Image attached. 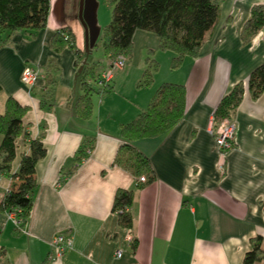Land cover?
I'll list each match as a JSON object with an SVG mask.
<instances>
[{
	"label": "crops",
	"instance_id": "crops-1",
	"mask_svg": "<svg viewBox=\"0 0 264 264\" xmlns=\"http://www.w3.org/2000/svg\"><path fill=\"white\" fill-rule=\"evenodd\" d=\"M218 2V19L198 54L184 56L175 69L173 52L159 48L156 34L136 29L124 66L114 71L108 91L91 95L92 113L85 120L73 111L80 93L75 54L69 47L54 51L50 41L67 27L82 61L97 62L98 74L105 70L110 57L96 50V0L82 1L83 22L80 0H50L44 28L32 35L0 33V112L9 96L25 106L24 129L46 149L35 165L37 186L26 221L15 224L0 209V264H242L254 237L261 236L264 249V91L253 98L246 83L264 62V27L247 43L240 38L252 5L264 0ZM148 58L157 69L151 83L141 85ZM25 66L39 72L31 85L21 81ZM241 81L242 99L231 115L234 145L221 160L210 118ZM164 82L185 86V112L167 132L132 141L153 174L140 181L144 174L136 179L123 159L120 130ZM80 150L84 155L76 161ZM28 151V140L19 136L11 172ZM10 183L0 172V201ZM118 189L133 191L131 227L121 226L113 210ZM57 233L71 245L62 258L51 259ZM253 264H264V258Z\"/></svg>",
	"mask_w": 264,
	"mask_h": 264
},
{
	"label": "trees",
	"instance_id": "trees-1",
	"mask_svg": "<svg viewBox=\"0 0 264 264\" xmlns=\"http://www.w3.org/2000/svg\"><path fill=\"white\" fill-rule=\"evenodd\" d=\"M111 7V18L105 27L103 50L109 57L130 55L132 35L136 29L156 34L161 50L173 52L170 66L177 68L184 56L195 57L200 49L204 35L216 23L219 16L217 0H107ZM50 12V0H0V33L7 36L14 31H23L28 35L44 28ZM264 27V2L253 4L250 14L244 22L240 38L244 43ZM2 41H5L3 39ZM50 45L54 51L69 47L75 54L79 94L74 98L73 111L81 120L88 119L92 113L91 95L108 91V84H99L97 62L82 63L81 51L76 47L72 31L59 28L52 36ZM139 84L149 85L157 63L150 58ZM247 87L253 98L264 91V62L256 66L249 74ZM1 92V87H0ZM244 83L238 82L222 97L213 115L216 120L231 117L242 99ZM186 89L183 84L164 82L155 90L147 107L140 111L130 122L121 126L124 140L123 159L135 176L143 173L145 181L152 179L148 158L132 145V141L161 135L174 127L185 112ZM26 107L14 98L7 97L4 109L0 112V172L7 174L10 186L0 201V209L15 211L23 224L29 217L33 206L34 192L37 186L34 176L35 165L46 153L42 141L32 138L25 131L22 118ZM23 136L29 142V151L20 158L17 171L11 172V162L15 157V141ZM76 157L80 160L84 154ZM137 179V178H136ZM133 200L131 189H118L115 193L113 210L118 214L121 226L131 227L132 215L129 208ZM261 236L251 240V248L245 252L242 264H253L264 258Z\"/></svg>",
	"mask_w": 264,
	"mask_h": 264
},
{
	"label": "built area",
	"instance_id": "built-area-1",
	"mask_svg": "<svg viewBox=\"0 0 264 264\" xmlns=\"http://www.w3.org/2000/svg\"><path fill=\"white\" fill-rule=\"evenodd\" d=\"M125 56L119 54L115 57L110 58L108 66L99 74V84H108L111 80L115 70L121 69L125 63ZM39 76V72L30 67L25 66L21 72V81L24 84L31 85L35 82L36 78ZM209 133L212 135L216 149L219 152L221 160L225 157V154L234 145L235 138V123L231 117H225L220 120H216L212 114L209 122ZM221 169V164L219 165ZM140 181H145L144 176L139 177ZM8 216L14 221L15 224H19L20 220L16 217L15 211L8 212ZM128 240H131V235H128ZM71 245V241L62 233H57L53 236L50 244V254L51 259H59L65 254L66 249ZM115 255L119 257L121 255V250H117Z\"/></svg>",
	"mask_w": 264,
	"mask_h": 264
},
{
	"label": "rangeland",
	"instance_id": "rangeland-1",
	"mask_svg": "<svg viewBox=\"0 0 264 264\" xmlns=\"http://www.w3.org/2000/svg\"><path fill=\"white\" fill-rule=\"evenodd\" d=\"M96 2L98 3V6H97L98 7L97 8V21H98V25L100 26V34H99V37H98L96 50H97L98 54L103 57L105 53H104V50H103L102 42H103V36H104V32H105V27H106V25L108 24V22L110 21V18H111V7H110V5H109L107 0H96ZM110 58H112V57H110ZM80 59H82V55H81Z\"/></svg>",
	"mask_w": 264,
	"mask_h": 264
},
{
	"label": "water",
	"instance_id": "water-1",
	"mask_svg": "<svg viewBox=\"0 0 264 264\" xmlns=\"http://www.w3.org/2000/svg\"><path fill=\"white\" fill-rule=\"evenodd\" d=\"M82 1L83 0H80L79 11H78V16H79V18H80L81 21H82ZM62 27H65V26H62ZM86 50H87V48H86ZM82 63L84 64L86 62L83 60ZM81 69H82L81 67L78 68L77 73H76V78L78 76V73H80Z\"/></svg>",
	"mask_w": 264,
	"mask_h": 264
}]
</instances>
